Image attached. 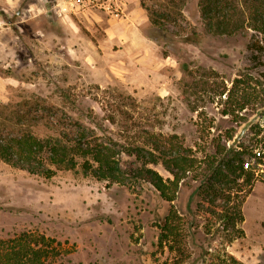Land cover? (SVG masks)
<instances>
[{
	"label": "rangeland",
	"instance_id": "374dc122",
	"mask_svg": "<svg viewBox=\"0 0 264 264\" xmlns=\"http://www.w3.org/2000/svg\"><path fill=\"white\" fill-rule=\"evenodd\" d=\"M133 1L130 12L129 0L78 7L0 0V103L38 109L28 122H87L120 141L177 134L200 157L218 142L231 145L264 112V65L251 61V30L208 31L199 0ZM236 79L239 94L259 95L243 109L228 94ZM253 130L240 141L251 144ZM130 161L123 155L124 166ZM198 184L183 182L174 201L186 234L183 263L208 264L202 252L225 249L264 264V175L243 204L245 234L230 243L223 225L197 213ZM170 205L151 186L129 188L76 170L46 178L0 161V237L33 231L68 242L73 251L62 264H175L159 247Z\"/></svg>",
	"mask_w": 264,
	"mask_h": 264
},
{
	"label": "trees",
	"instance_id": "16d2710c",
	"mask_svg": "<svg viewBox=\"0 0 264 264\" xmlns=\"http://www.w3.org/2000/svg\"><path fill=\"white\" fill-rule=\"evenodd\" d=\"M199 7L206 29L214 34L251 30L248 44L251 61L264 65V0H199ZM152 15L150 12L151 20L155 21ZM237 82L240 79L235 80L228 94L240 97L238 104L243 109L252 97L259 95L254 96L245 88L239 94ZM38 111L0 103V161L46 178L59 170H76L129 188L153 187L171 204L159 224V247L174 254L175 264H184L187 255L182 246L186 239L183 218L174 204L180 185L186 180L199 183L193 192L199 198V215L206 216L211 225H223L229 243L244 236L243 204L259 176L254 170L244 168L254 155L253 143L218 142L214 153L200 157L177 134L152 131L143 138L120 141L98 132L96 126L87 122H28L34 121ZM11 116L17 119L12 120ZM257 127L254 124L252 129ZM38 128L49 133L42 134ZM233 137L230 134L227 139ZM123 155L131 158L125 166ZM256 162L264 163L259 157ZM158 164L172 177L164 178L154 167ZM72 249L68 242L43 233L22 231L0 237V264H62ZM217 251L202 252L198 257L208 264H246L230 251Z\"/></svg>",
	"mask_w": 264,
	"mask_h": 264
},
{
	"label": "built area",
	"instance_id": "2783aa9c",
	"mask_svg": "<svg viewBox=\"0 0 264 264\" xmlns=\"http://www.w3.org/2000/svg\"><path fill=\"white\" fill-rule=\"evenodd\" d=\"M62 2L66 4L68 3L70 7H78L90 4L93 0H62ZM254 124H258V127L251 132L253 143L251 146L253 148L254 155L252 160L245 162L244 168L254 170L256 175H264V163L256 162L258 157L264 161V112L260 113L259 117L252 124V126Z\"/></svg>",
	"mask_w": 264,
	"mask_h": 264
},
{
	"label": "water",
	"instance_id": "95a60500",
	"mask_svg": "<svg viewBox=\"0 0 264 264\" xmlns=\"http://www.w3.org/2000/svg\"><path fill=\"white\" fill-rule=\"evenodd\" d=\"M261 110H259L257 112L256 115H254L250 120H248L245 125L241 128V130L238 132V134L234 137L233 141H232V144L233 145H237L241 138L243 137V135L246 133V131L252 126V124L257 120V118L259 117L260 115V112Z\"/></svg>",
	"mask_w": 264,
	"mask_h": 264
},
{
	"label": "crops",
	"instance_id": "0c3cea01",
	"mask_svg": "<svg viewBox=\"0 0 264 264\" xmlns=\"http://www.w3.org/2000/svg\"><path fill=\"white\" fill-rule=\"evenodd\" d=\"M133 0H129V3H127V9L129 8V10H130V8H132L134 5H133ZM140 9L141 8H138L137 10H136V12L137 11H140ZM133 11V8L131 9V11L130 12H132Z\"/></svg>",
	"mask_w": 264,
	"mask_h": 264
}]
</instances>
